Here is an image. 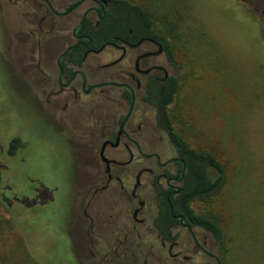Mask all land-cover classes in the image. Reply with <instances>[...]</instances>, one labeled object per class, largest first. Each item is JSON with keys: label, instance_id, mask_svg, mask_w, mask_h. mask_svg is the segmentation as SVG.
<instances>
[{"label": "flooded vegetation", "instance_id": "obj_1", "mask_svg": "<svg viewBox=\"0 0 264 264\" xmlns=\"http://www.w3.org/2000/svg\"><path fill=\"white\" fill-rule=\"evenodd\" d=\"M143 5L0 0L7 46L28 48L14 64L7 56L0 63L26 92L33 115L24 124L30 119L51 158L46 166L25 164V140L15 130L0 169L26 170L24 186L35 185L30 210L50 262L227 264L221 231L199 221L188 197L197 161L161 112L177 77L169 70L174 57L164 25ZM15 138L21 146L11 152ZM5 157L21 158L6 166ZM64 165L78 178L63 180Z\"/></svg>", "mask_w": 264, "mask_h": 264}, {"label": "rangeland", "instance_id": "obj_2", "mask_svg": "<svg viewBox=\"0 0 264 264\" xmlns=\"http://www.w3.org/2000/svg\"><path fill=\"white\" fill-rule=\"evenodd\" d=\"M142 1L151 20L164 25L174 57L169 70L178 88L167 109L172 127L189 146L214 155L223 169L222 185L196 202L199 213L218 219L227 264H264V0ZM6 40L0 32V60L7 56L14 64L28 48L9 47ZM26 98L0 63V155L16 130L25 140V164L46 166L44 140L35 137L29 118L24 124L23 117L33 115ZM10 124L14 130L7 129ZM40 129L41 135L45 128ZM37 140L43 141L39 150ZM20 158L5 157V165L15 166ZM64 168L63 180L75 177ZM21 172L3 171L10 200L0 198V264H58L50 262L47 238L36 240L30 210L35 185L24 186L27 171Z\"/></svg>", "mask_w": 264, "mask_h": 264}, {"label": "trees", "instance_id": "obj_3", "mask_svg": "<svg viewBox=\"0 0 264 264\" xmlns=\"http://www.w3.org/2000/svg\"><path fill=\"white\" fill-rule=\"evenodd\" d=\"M167 49L169 52H171V48L168 44ZM174 81L175 83L170 89L171 92L168 94L165 102L161 105V112L165 115L168 125L171 128L172 122L168 115L167 109L171 104L178 88V78L176 77ZM183 141L185 142V140ZM185 144V147L188 149L189 153L192 154V156L197 161L196 164H194V166L196 167L195 181L194 184L190 186L188 197L189 199L195 200L196 202L198 200H206L215 190H217L222 185L224 181L223 169L214 155L207 152L199 151L189 146L186 142ZM19 146H21L19 138H15L14 140H12L10 144L11 152H13L14 148ZM3 182V174L0 169V198L1 200H3L4 202L6 201L7 203L10 200V197L6 195L7 193L4 190ZM198 217L199 221L204 225L213 226L215 234L219 236V221L215 216L210 214L202 215L199 213Z\"/></svg>", "mask_w": 264, "mask_h": 264}]
</instances>
